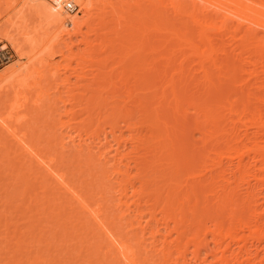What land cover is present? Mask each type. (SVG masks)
Instances as JSON below:
<instances>
[{
  "label": "bare ground",
  "instance_id": "6f19581e",
  "mask_svg": "<svg viewBox=\"0 0 264 264\" xmlns=\"http://www.w3.org/2000/svg\"><path fill=\"white\" fill-rule=\"evenodd\" d=\"M67 1L83 14L82 22L63 12ZM141 1L23 0L6 21L9 30L0 31L1 41L11 45L19 58L0 74L4 88L7 83L6 93L15 92L4 105L7 114L0 115L1 139L22 166H28L35 182L40 181L43 193L50 192V200L44 199L58 201V207L53 205L59 208L57 218L67 216L68 224L76 222L70 231L73 239L85 228V236L97 242L96 252L103 253L109 264H198L199 260L200 264L202 251L216 264H264V0H148L147 5ZM94 4L100 8L92 14ZM25 9L40 19L33 29L26 26ZM68 26L72 33L65 30ZM50 27H58L62 35L37 37ZM83 27L88 29L85 34ZM65 36L68 40L81 36L82 53L72 54L68 43L64 47L95 73L86 79V89L82 86L87 91L82 100L84 124L73 121L80 112L74 110L80 108L78 99L46 98L54 100L51 110L59 119L55 134L64 152L69 148L70 161L47 155L46 150L44 154L38 143L33 144L36 139L29 141L27 131L21 134L29 121L18 111L27 107L24 92L20 93L25 104H18V88L24 90L28 78L34 82L35 72L40 79L39 67L52 66L48 64L55 55L51 45ZM108 53L106 60L99 59ZM146 58L151 61L141 68L138 63ZM110 64L116 67L106 72ZM83 66L78 74L83 75ZM52 74L51 80L56 77ZM58 83L69 94L76 87L68 89L66 76ZM221 89L223 94H216ZM232 92L238 99L232 98ZM67 105L72 108L67 110ZM188 105L195 113L194 130L203 140L196 143L194 164L188 161L186 130L181 133L183 140L177 141V121L187 122L188 129V116L183 113ZM63 117L68 120L60 123ZM127 143L130 149L125 152ZM74 164L79 169L75 173ZM27 191L25 186L21 195ZM47 202L42 203L41 213L50 206ZM31 219L26 235L21 234L24 240L13 246L16 250L33 235L36 225ZM67 227L60 224L55 239ZM42 235L32 240L33 247L24 244L27 264H38L40 253L33 249L40 248L34 246L43 243L38 244L46 237ZM48 245L44 246L57 248ZM79 252L82 257L83 249Z\"/></svg>",
  "mask_w": 264,
  "mask_h": 264
},
{
  "label": "rangeland",
  "instance_id": "374dc122",
  "mask_svg": "<svg viewBox=\"0 0 264 264\" xmlns=\"http://www.w3.org/2000/svg\"><path fill=\"white\" fill-rule=\"evenodd\" d=\"M22 1L23 0H0V31L2 32V31H4V30H6V29H8L9 27H7L6 29H5V27L7 26V24L6 23H8V22H6V21H8L9 20V18L14 14V13H16L17 12V10L22 6ZM86 1H91V0H86ZM135 2V3H140V1L141 0H131V4H133V2ZM68 2V1H67ZM142 2V4L144 3V5H147L148 4V0H147V2H146V0H145V2H144V0L143 1H141ZM138 3V4H139ZM13 5V6H12ZM11 7H13V8H11ZM98 8H100V6L98 5V4H94L93 5V10L91 11V13L92 14H95L96 12H97V9ZM12 9V10H11ZM170 11V10H169ZM63 12H65L66 14H68L66 11H64V9H63ZM171 12V11H170ZM188 12H189V6H188ZM189 14V13H188ZM70 16H72V17H74V18H76V19H78V20H80L81 22L83 21V19H82V17H83V14L82 13H77V11L76 12H74V13H72V14H69ZM24 16H25V18H26V20H28L27 22H26V26L29 28V29H33L34 27H36L38 24H39V21H40V19L36 16V14L34 13V11L33 10H30V9H25V11H24ZM189 22V21H188ZM9 25V24H8ZM9 30V29H8ZM65 30L67 31H70V33H72V27L71 26H68L67 28L65 27ZM11 31V33H12V35H13V30H10ZM13 31V32H12ZM16 31V30H15ZM44 30H42V31H40L39 32V36L37 35V37H42V38H44V39H47L48 37L50 38H53L54 36H56L57 34L59 35V36H61L62 34H59V32H60V29H58V27H50L48 30L47 29H45V31L43 32ZM0 32V33H1ZM17 32V31H16ZM43 32V33H42ZM88 32V29H86V27H83L82 28V33L83 34H85V33H87ZM15 33V32H14ZM45 34V35H44ZM14 36H16V37H18V33H17V35H16V33H15V35ZM91 36H92V34H91ZM93 37V36H92ZM110 38H112V36L110 37ZM111 41H114V39H111ZM5 41H1V38H0V74H5L7 71H8V66H10V65H12L15 61H17L19 58H18V55H16V53H15V51H14V49L12 48V46L11 45H6L5 46ZM65 43H68V45L70 46V48H71V50H70V52L72 53V54H77V53H82V51H83V49H84V44H82L83 42H82V39H81V36H72L71 37V39L70 40H68V38H66V36L65 37H63V39L62 40H60L59 41V43L56 45V43L54 42V44L52 43V45H51V52L52 53H55V55H54V57L53 58H51V59H49L48 61V64H50V65H52V66H50L51 67V69H50V71H49V68H46V69H41L40 67H39V76H40V79H39V77L37 76V74L35 75V73H37V72H35L34 74H33V77L35 78L34 79V82L32 81V80H30L29 78H28V82L25 84V86H23L25 89L23 90V88L22 89H20V88H18V96H20L21 97V95H22V93L24 92V97L26 98V96H27V99H26V106L27 107H23L24 109H20V110H18L19 112H21L19 115H21V116H26V121L28 120L29 122H27L26 124H25V127H22L21 128V134H22V132L24 133V132H26L27 131V136H28V139H29V141L31 142H34L35 140L34 139H36V143H33V144H35V145H37V143H38V145H40V147H42V152L44 151L45 152V150L47 151V155L49 154V153H51V154H56L57 156H58V158L60 157V158H63V157H65V161H70L71 160V152H68V150H69V148H65V150L67 149V152H64V150L60 147V138H58L59 139V141H55V140H58L57 139V134H55V133H57L56 132V128H59V126H58V121H59V119H58V117L56 118V117H54V114L55 113H53V111L51 110V108L53 107L52 106V102L54 101V100H51V99H48V102L46 101L47 99V97L49 96V98H52V99H58V96H60L64 101L68 98L67 96L68 95H72L71 97L72 98H76V99H78V100H76V102L78 101H80L79 102V106H80V108H78L77 109V107L76 106H74L75 107V109L74 110H78L77 112H79L80 114H81V111H82V115H80L79 113H77V120L75 119V120H73L74 122H77V123H75V125L77 124V125H79V123H83L84 124V122L83 121H85V117H86V115L85 114H83V113H85V106L83 105V103H85V102H83L84 100H83V95H85V92H87V91H85L84 92V90L86 89V84H87V81H86V79H88V78H90V76L92 75V74H95V73H91V71L92 70H94V68L92 69V67H89V66H83V62L82 61H79L78 59L76 60V59H74V58H76L75 56H73V55H69L70 53L69 52H67L66 51V48L64 47L65 46ZM55 45V46H54ZM4 46V47H3ZM6 47V48H5ZM54 47H56V48H54ZM27 48V47H26ZM83 48V49H82ZM28 49V48H27ZM53 49V50H52ZM62 51V53H61V51ZM24 51L26 52L27 50L26 49H24ZM58 51H60V53L61 54H63V57H62V55H60V53H58ZM58 53V54H57ZM65 53V54H64ZM69 53V54H68ZM65 55V56H64ZM103 56V57H102ZM107 56L109 57V53L108 54H104V55H101L100 57H99V59L101 60L102 58V60H106L107 59ZM148 57V56H147ZM69 60H68V59ZM135 58H137V57H135ZM147 60H149V59H151V58H146ZM146 59H144V60H142L141 62L139 61V63H138V65L139 66H141V64H143L142 66H141V68H143L144 66H145V64L147 63V64H149L150 63V61L151 60H149V61H147ZM26 60H21V62L19 61V63H23V62H25ZM39 61V60H38ZM37 61V62H38ZM144 61H147V62H144ZM79 62H81L82 63V66H83V69L84 70H82V73H83V75L82 74H78V73H81V68H82V66L80 67V66H77V63L78 64H80ZM39 63V66H40V61L38 62ZM38 63H36L35 65H36V68H38ZM145 63V64H144ZM146 64V65H147ZM85 65V64H84ZM137 65V64H136ZM53 66H55V67H53ZM66 66H68V67H66ZM114 67V64H110L109 66H108V69H105L106 70V72H108V71H110V69L112 68V67ZM52 67L54 68V69H52ZM66 67V68H65ZM78 67V68H77ZM85 67V68H84ZM89 67V68H88ZM111 67V68H110ZM116 67V66H115ZM114 67V68H115ZM59 68H60V70H59ZM65 68V69H64ZM67 68H68V71H66L67 70ZM80 68V69H79ZM88 68V69H87ZM9 69H10V67H9ZM57 70V71H56ZM64 70H65V72H64ZM86 70V71H85ZM88 70H90V72L88 71ZM144 70V69H143ZM74 71H76V72H74ZM3 72V73H2ZM49 72V73H48ZM56 72V73H55ZM86 73V77L84 76V74ZM93 72V71H92ZM95 72V71H94ZM103 72H105L104 70H103ZM47 73V74H46ZM52 73H54V75L56 74V77L54 78V79H52L51 80V78H52ZM61 73V74H60ZM64 73V74H63ZM69 73L70 74H72V75H69ZM73 73H74V75H73ZM76 73V74H75ZM44 74V75H43ZM49 74H51V75H49ZM91 74V75H90ZM60 75V76H59ZM63 75H64V77H63ZM51 76V78L49 79V77ZM65 76H66V78H68L69 77V81H70V86H69V88L68 89H72L73 88V84H76V87H74V89H73V92L74 93H76L75 95L76 96H73L74 95V93L73 92H71L70 94L69 93H67V91H66V89H62V88H60V87H58L57 85H59V81H61V80H64L65 79ZM71 76V77H70ZM76 76V77H75ZM77 76H79V77H81L82 76V78H83V80H79L78 78H77ZM32 77V78H33ZM36 77H38V78H36ZM58 77V78H57ZM64 79H63V78ZM77 78L79 81V83H77V81H76V79L75 78ZM92 77V76H91ZM31 78V77H30ZM31 78V79H32ZM57 78V79H56ZM61 79V80H60ZM56 80H58V81H56ZM38 81V82H37ZM51 81V82H50ZM55 81V82H54ZM81 81H83V82H81ZM85 81V82H84ZM33 82V83H32ZM75 82V83H74ZM30 83V84H29ZM37 83V84H36ZM56 83V84H55ZM84 83V84H83ZM6 85H7V83H5ZM41 84V85H40ZM48 84H50V85H48ZM79 84V85H78ZM6 85H5V88L7 89V87H6ZM29 87H28V86ZM54 85H56V86H54ZM34 86V87H33ZM38 86V87H37ZM52 86V87H51ZM82 86H84L85 87V89H83L82 88ZM3 87V88H2ZM42 89H41V88ZM49 87V88H48ZM56 87V88H55ZM58 87V88H57ZM4 88V83H1L0 82V115H3V116H5V114H3V113H5L6 112V114H7V112H8V110L6 109L5 110V108H4V105H6L9 101H11L12 100V98H14V96H15V92H13L12 90L9 92V94L8 93H6V89ZM28 88V89H27ZM36 88H40L39 90L38 89H36ZM44 88V89H43ZM48 88V91L46 90ZM53 88V89H52ZM229 88V87H228ZM2 89H5L4 90V92L2 91ZM57 91H56V90ZM83 89V90H82ZM226 89V88H225ZM20 90H22V91H20ZM41 90H43V91H41ZM46 90V91H45ZM75 90V91H74ZM227 90V89H226ZM16 91H17V89H16ZM26 91V92H25ZM45 91V92H44ZM79 91V92H78ZM82 91V92H81ZM3 92V93H2ZM20 92H22V93H20ZM38 92V93H37ZM56 92H58L57 94H56ZM61 92V93H60ZM222 92V94H223V90L221 89L220 91H218L216 94H220ZM60 93V94H59ZM66 93V94H65ZM82 93V94H81ZM84 93V94H83ZM20 94V95H19ZM28 94V95H27ZM39 94V95H38ZM46 96H45V95ZM49 94V95H48ZM81 94L82 95V97L81 96H79V95ZM4 95V96H3ZM22 95V96H23ZM36 95H38V96H40L41 95V97L42 96H44V98L42 99L41 97L39 98L38 96H36ZM86 95H87V93H86ZM69 96V97H70ZM196 96V95H195ZM218 96V95H217ZM20 97H18L19 99H20ZM56 97V98H55ZM65 97V98H64ZM238 97H239V95H237L236 93H233L232 92V98L234 99V100H236V99H238ZM22 98V97H21ZM29 98V99H28ZM39 98V99H38ZM18 99V104L20 105L21 104V102H22V106H24V104H25V102L23 101V99L24 98H22L21 99V101ZM34 99H35V101H34ZM195 99H196V97H195ZM25 100V99H24ZM50 100V101H49ZM83 100V101H82ZM23 102H24V104H23ZM42 104H41V103ZM46 102H47V104H46ZM37 103H39L38 104V106H37ZM34 104H36V106L34 105ZM48 104H49V106H48ZM61 104V103H60ZM76 104V103H75ZM44 105H46L45 107H47V108H45L44 107ZM62 105V104H61ZM77 105V104H76ZM83 105V106H82ZM51 106V107H50ZM69 105H67V110H70V108H72L71 106H69ZM31 107V108H30ZM37 107H39V108H37ZM41 107V108H40ZM4 108V109H3ZM69 108V109H68ZM26 109V110H25ZM79 109H82V110H79ZM84 109V110H83ZM22 110H24V111H22ZM41 110V111H40ZM188 112L187 111H185V108H184V115L185 116H188V129L185 127V124L187 123V122H185L184 123V121H182V120H180V121H177V124H176V127H180V128H178L177 130L179 131V137H180V139H178L177 141H179V140H183V139H187V140H185V142H187L188 143V148L190 147V149H188L187 151H188V161L190 160V159H192V160H190V162L192 163V164H194L195 163V160L197 159L196 157L197 156H194V152H196L194 149L196 148V143H198V144H200L203 140H202V138L200 137V135L198 134V132L196 131V130H194V127H195V129H196V124H195V122L193 121V119L194 118H191V117H195V116H193V115H195V113H194V110H193V108H192V106L190 107V105H188ZM44 111H45V113H44ZM9 112H10V110H9ZM23 112V113H22ZM186 112V113H185ZM194 113V114H193ZM56 115V114H55ZM52 117H54V118H52ZM81 117V118H80ZM31 120H30V119ZM83 118V119H82ZM54 119V120H53ZM58 119V120H57ZM49 120V121H48ZM57 120V121H56ZM67 120H68V118H65V117H63L62 119H61V122L60 123H64V122H67ZM79 120V121H78ZM195 120V119H194ZM46 121H47V123H46ZM50 121H52V123L50 122ZM57 123H56V122ZM79 122V123H78ZM40 123V124H39ZM44 123V124H43ZM46 123V124H45ZM49 123V124H48ZM173 123V122H172ZM28 124V125H27ZM34 124V125H33ZM55 124V125H54ZM57 124V125H56ZM179 124V125H178ZM194 124V125H193ZM30 125V126H29ZM52 125H53V127H52ZM60 125V124H59ZM81 125V127H82V124H80ZM122 127L120 128L121 130H123L124 129V131H122L123 132V135H124V137L122 138L124 141L127 139V133H126V130H125V128L123 127V124L121 123L120 124ZM120 125H119V127H120ZM27 126V127H26ZM36 126V127H35ZM55 126H56V128H55ZM193 126V127H192ZM182 127V128H181ZM184 127V128H183ZM53 128V129H52ZM25 129V130H24ZM28 129V130H27ZM52 129V130H51ZM54 129H55V131H54ZM31 130V131H30ZM183 130H186L185 131V133L183 132ZM38 131V132H37ZM54 133H53V132ZM67 130H65L64 129V131H62V134H63V132L65 133ZM34 133V134H33ZM36 133V134H35ZM53 133V134H52ZM73 133V132H72ZM181 133L183 134H187V138H183L182 139V137L184 136L185 137V135H181ZM26 134V133H25ZM29 134V135H28ZM55 134V135H54ZM119 134V133H118ZM117 134V135H118ZM55 136V139H53L54 138V136ZM38 136V137H37ZM53 136V137H52ZM1 137L2 136H0V264H27L25 261H26V259H24V258H26L25 256H24V258H23V256H22V254L24 253V255H25V253H26V251H27V245H26V249L24 248L25 247V245L24 244H28V243H31V244H29V246L31 245H33L34 243H32L33 241H36V240H34L35 238H37L36 236H39V235H44L45 236V234H46V237H43V238H41V240H39L38 239V244H40V243H42V244H40V245H36V246H34V247H36V248H38V247H40L39 249H33V250H35L34 252H36V251H38V252H36V254L37 253H40L38 256L39 257H41V258H39V262H38V264H64V262L63 261H67L65 264H69V263H71V264H89L88 262H89V260H93L94 261V263L95 264H99V261H102V263L103 264H109L110 263V261L109 260H106L104 257H103V253H97L96 252V245L95 244H97V242H94L93 240H91L89 237H86L85 236V232H86V229L84 228H82V229H80L79 230V232L77 233L78 235H77V237H79L78 239H73V236H72V234H71V232H72V230H71V227L74 225V224H76V222H72L71 220V222L72 223H70V224H68L69 222H68V220L69 219H66L67 218V216H64V217H66V218H64V217H59V218H57L58 216L56 215V214H58V210H59V208H57L56 209V207H54L55 205H57V203H58V201H55V202H51V201H48V199L50 200V197H49V195H50V192L49 193H47V194H44L43 193V190H42V188H40V181L39 182H35V180H34V175H33V173L32 172H29L28 171V166L27 165H23L22 166V163H23V161H21V160H19L18 158H17V156H16V154H14L13 153V151L11 150V147H10V145H7L5 142H3L4 140L3 139H1ZM30 137H31V139H30ZM37 137V138H36ZM110 137V136H109ZM126 138V139H125ZM109 139H111V138H109ZM121 139V140H122ZM34 140V141H33ZM122 140V142H124ZM202 140V141H201ZM110 142V141H109ZM121 142V141H120ZM200 142V143H199ZM186 143V144H187ZM111 144H114V143H111ZM192 144H194V146L192 145ZM129 145H130V143L128 144L127 143V145H126V148L124 147V149L122 148V150L123 151H125V152H127L128 151V149H130V147H129ZM202 145V144H201ZM200 145V146H201ZM199 146V145H198ZM199 146V147H200ZM192 147V148H191ZM39 148V147H38ZM45 148V149H44ZM44 149V150H43ZM191 149L192 150H194V151H192V152H190L191 151ZM49 150V151H48ZM43 152V153H44ZM49 152V153H48ZM197 152H198V150H197ZM197 152H196V155H197ZM194 153V154H193ZM44 154H46V153H44ZM50 154V155H51ZM190 154H192L193 155V158H191V156H190ZM53 155V156H54ZM199 155V154H198ZM201 155V154H200ZM63 156V157H62ZM186 156V155H185ZM194 157H195V159H194ZM193 161H194V163H193ZM190 163V164H191ZM78 164L76 163V166H77ZM75 166V164L72 166V167H74ZM75 166V168L72 170L74 173H75V171L77 172V170H79L77 167ZM71 169L72 168H70V170H69V168H65V171L66 170H69V171H71ZM76 169V170H75ZM75 170V171H74ZM71 171V172H72ZM89 172V171H88ZM87 172V173H88ZM25 176H24V175ZM24 176V177H23ZM19 178H21V179H19ZM38 181V180H37ZM25 186H27L28 187V191H27V193H26V196L25 195H21V191L24 189V187ZM42 187V186H41ZM256 191H258L257 193H259L260 191H261V189L260 188H258ZM38 194V197H37V199H35V195H37ZM22 196H24V197H22ZM47 196L49 197L48 199H44V197H46L47 198ZM41 199V200H40ZM46 200V201H45ZM48 201V202H47ZM44 202H47V203H45L46 204V206H48L49 204H50V206H48V209L46 210V212L45 213H41V211H42V207H45V205L44 206H42V203H44ZM52 203V204H51ZM54 205V206H53ZM52 206L55 208H53V210L54 211H52L53 213L51 214V210H52ZM32 207V208H31ZM51 207V208H50ZM57 207H58V205H57ZM29 208H30V211H29ZM50 208V209H49ZM61 209H62V207H60ZM60 209V210H61ZM40 210V211H39ZM42 215H41V214ZM48 213H50V215L48 214ZM56 213V214H55ZM67 213V212H66ZM55 214V215H54ZM46 215V216H45ZM50 217H49V216ZM54 215V217H52ZM31 217H32V219H31ZM47 218V219H46ZM53 218V219H52ZM62 218V219H61ZM30 219L31 220H33V221H35L34 223H32V225L33 224H35L36 226H34V230H33V235L32 236H30L29 235V238H28V242H27V240L24 242V244H23V246L21 245V249L19 250V249H17L16 250V248H13V246H14V244H17V242H19L20 241V239H21V237H23V236H21V234L22 233H24L26 230H29L28 229V227L30 226ZM58 219H59V221H58ZM39 221V222H38ZM47 221H49V222H47ZM47 222V223H46ZM58 222V223H57ZM67 222V223H66ZM62 223H64V227H66V226H68L67 228H62V229H60L61 230V233L60 232H58L59 234H57V235H59V236H57L56 235V239H55V236H54V232H56V231H58V229H59V225L60 224H62ZM66 223V224H65ZM37 224H39L40 226H38ZM42 224H43V226H42ZM45 224H46V226H45ZM7 226V227H6ZM10 226V227H9ZM45 227V228H44ZM41 228H43V230L45 231L44 233H41V232H43L42 230H41ZM7 229H8V231H7ZM59 230V231H60ZM64 230V231H63ZM17 231V233H15ZM41 231V232H40ZM71 231V232H70ZM15 233V235H14V233ZM68 232V233H67ZM70 232V233H69ZM5 233H8V234H5ZM26 233V232H25ZM22 234V235H26V234ZM42 235V236H43ZM67 236V237H66ZM40 238V237H39ZM44 238H46V239H44ZM23 239V238H22ZM21 239V240H22ZM43 239V240H42ZM47 239H48V241H47ZM24 240V239H23ZM33 240V241H32ZM46 240V241H45ZM42 241V242H41ZM47 242H49V243H51V245H55V246H57V248H55V247H53L52 248V246H50L49 248H51L52 250H50L49 248H46V246L49 244V243H47ZM23 243V242H22ZM46 243V244H45ZM44 245H46V246H44ZM49 246V245H48ZM59 246V247H58ZM33 247V246H32ZM212 247V245L210 244V248ZM30 249H32V248H30ZM48 249V250H47ZM77 249H78V251H77ZM83 249V256L81 257L80 256V252H79V250H82ZM33 250H31V251H33ZM50 250V251H49ZM33 253V252H32ZM34 255H35V253H34ZM189 255V254H188ZM37 256V257H38ZM80 256V257H79ZM189 257V256H188ZM31 259H33L32 258V256H31ZM189 259H190V257H189ZM34 260V259H33ZM33 260H31V262L33 261ZM206 260V261H205ZM60 261H61V263H60ZM204 261V263H206V264H216V263H214L213 262V259H212V257H210V254L209 253H207V252H205V251H202V255H201V263ZM211 261V262H210ZM199 262H200V260H199ZM199 262H197L198 264H199ZM200 263V264H201ZM203 264V263H202Z\"/></svg>",
  "mask_w": 264,
  "mask_h": 264
},
{
  "label": "built area",
  "instance_id": "2783aa9c",
  "mask_svg": "<svg viewBox=\"0 0 264 264\" xmlns=\"http://www.w3.org/2000/svg\"><path fill=\"white\" fill-rule=\"evenodd\" d=\"M63 9L69 14H72L77 11V7L69 1L63 4Z\"/></svg>",
  "mask_w": 264,
  "mask_h": 264
}]
</instances>
